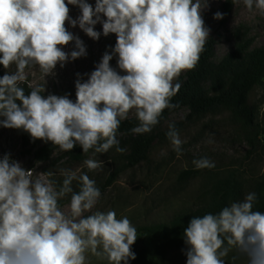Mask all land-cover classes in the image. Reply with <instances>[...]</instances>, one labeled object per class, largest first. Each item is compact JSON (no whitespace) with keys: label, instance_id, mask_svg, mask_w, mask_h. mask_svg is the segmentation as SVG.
<instances>
[{"label":"clouds","instance_id":"1","mask_svg":"<svg viewBox=\"0 0 264 264\" xmlns=\"http://www.w3.org/2000/svg\"><path fill=\"white\" fill-rule=\"evenodd\" d=\"M243 4L264 15V0ZM69 5L79 8L77 18ZM207 7L208 0H95L94 6L88 0H0V65L6 70L0 77V127L23 130L61 151L79 145L84 154L125 152L117 137L131 110L138 120L131 132L146 134L165 109L179 107L171 102L182 86L178 78L196 68L209 39L202 15ZM66 23L93 40L100 39L95 26L101 24L103 36L115 34V46L84 74L86 80L76 74L75 102L68 95L45 96V83L29 84L26 93V69L38 68L45 77L58 64L86 56L84 42ZM70 43L73 50L64 51ZM114 56L119 71L110 64ZM165 135L180 154L184 141L174 124ZM83 163L89 172L104 165L92 158ZM192 163L198 170L216 166L208 158ZM60 173L58 184L52 172L34 174L10 153L0 156V264H90L89 254L107 264L135 260L137 229L129 218H117L115 210L92 211L101 191L87 173ZM65 197L68 213L60 205ZM257 203L258 194L250 191L218 213L192 216L183 232L186 264H227L230 253L232 264H264V212Z\"/></svg>","mask_w":264,"mask_h":264},{"label":"rangeland","instance_id":"2","mask_svg":"<svg viewBox=\"0 0 264 264\" xmlns=\"http://www.w3.org/2000/svg\"><path fill=\"white\" fill-rule=\"evenodd\" d=\"M88 2L95 5V0H88ZM201 2L204 3L205 0ZM226 2L227 0H208V7L202 12L205 25L210 28L208 40L213 39L215 42L213 62L216 64L221 63L235 49L237 31L252 41L251 49L264 47V15L255 8L248 11L243 0H234L230 12L226 15L224 9ZM68 7L73 19L80 15L78 7L73 5ZM217 11L223 14V19L213 18ZM66 27L84 42L86 56L75 61L70 60L63 68L58 64L54 70L55 74L45 77L38 68L26 69L29 72L28 82L21 86L29 87V84L40 86L45 83V96L68 95L69 99L75 102L76 74L80 73L86 80L87 76L84 74L91 73L104 52H111L114 48L116 36L115 34L103 36L101 24L95 26V30L101 32L99 40L91 39L78 26L72 28L66 23ZM73 48V43L63 46L66 52L72 51ZM110 64L113 68H117L116 56ZM14 70V65L7 69L9 72ZM117 70L119 71L118 68ZM5 71L0 65V77L5 74ZM249 105L256 111L257 121L264 125V85L251 93ZM189 115L190 110L184 108L171 114L150 133L143 134L155 137L148 160L117 174L113 184L101 193L99 202L92 211L115 210L117 218L127 216L138 228L165 223L180 213L197 209L207 200L213 184L230 173L237 175L243 187L240 200L247 192L252 191L256 180L264 174V139L260 138L259 143L253 148L248 142L249 137L253 135L229 112L210 114L195 120L189 119ZM134 117H136L135 109L130 111L127 119ZM169 124L175 125L181 140L184 141L180 154L173 150L165 135ZM46 144L44 141L25 144L18 130L0 127V156L10 153L12 159L21 162L24 168L33 170L34 174L52 172L54 175L50 178L62 182L63 176L60 170L70 169L76 171L77 175L80 172L87 173L96 181V184H105L113 174L128 165L126 156L130 152L129 147H125L126 151L123 153L109 152L86 157L85 159L101 160L104 164L102 170L93 172H89L84 165L85 159L76 161L71 157L73 150H57L51 155L49 161H39L36 154ZM200 158L213 161L215 168L196 169L192 161ZM73 185L76 186L77 182L73 181ZM68 203L62 207L65 213L69 211ZM132 250L136 254L139 245L134 243ZM184 250L170 251L163 264H186ZM232 255L233 253H230L225 258L227 264H232ZM88 259L90 264H107V261L98 260L90 254ZM128 264L134 263L129 260ZM236 264L240 262L237 261Z\"/></svg>","mask_w":264,"mask_h":264},{"label":"trees","instance_id":"3","mask_svg":"<svg viewBox=\"0 0 264 264\" xmlns=\"http://www.w3.org/2000/svg\"><path fill=\"white\" fill-rule=\"evenodd\" d=\"M234 0H227L224 9L226 15L230 12ZM237 44L235 49L228 54L221 63L213 62L215 42L210 39L206 42L204 51L194 70L187 71L179 78L181 88L171 102L179 104V107L165 109L160 117L161 124L171 114L184 108L190 110L189 119H201L210 114L221 112L231 113L242 125L250 131L253 137L248 142L253 148L264 139V125L257 121L256 111L249 105L251 93L258 87L264 85V47L251 49L252 41L237 31ZM28 93L31 89L22 86ZM136 117L121 122L118 139L120 146L129 147L130 152L126 156L128 165L124 169L113 174L105 184H97L101 193L110 187L115 181L117 174L128 168H134L140 163L148 160L149 152L154 143V136L133 134L131 129L137 126ZM157 124L156 126H158ZM25 144H33L41 140L33 141L30 135L23 130H18ZM60 150L48 142L36 154L39 161H49L51 155ZM109 152H116L115 148ZM108 152V153H109ZM94 154L90 150L84 154L82 148L77 145L71 157L76 161H82ZM190 173V172H189ZM191 174V173H190ZM61 183V181L51 178ZM78 190V185H73ZM252 191L258 194L256 210L264 212V174L256 180ZM243 187L235 173H230L219 178L211 188L207 200L195 210L180 213L165 223H157L138 227L136 244L139 250L135 254L134 264H163L170 251L186 249L183 232L192 216H202L205 213H218L222 207L242 198ZM70 197L60 201L61 208L69 202Z\"/></svg>","mask_w":264,"mask_h":264}]
</instances>
